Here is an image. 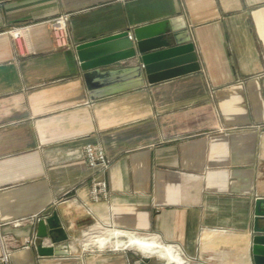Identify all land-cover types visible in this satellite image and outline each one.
Here are the masks:
<instances>
[{
    "label": "crops",
    "instance_id": "crops-1",
    "mask_svg": "<svg viewBox=\"0 0 264 264\" xmlns=\"http://www.w3.org/2000/svg\"><path fill=\"white\" fill-rule=\"evenodd\" d=\"M62 14L67 48L51 36ZM174 17L200 71L90 98L78 44ZM88 144L112 159L108 170L88 166ZM94 177L108 199H91ZM260 197L264 0H0V233L11 249L3 262L0 241V264H133L136 236H152L145 244L171 253L167 263L255 264ZM55 212L68 240L53 233L46 244L66 242L71 254L23 248Z\"/></svg>",
    "mask_w": 264,
    "mask_h": 264
},
{
    "label": "water",
    "instance_id": "water-1",
    "mask_svg": "<svg viewBox=\"0 0 264 264\" xmlns=\"http://www.w3.org/2000/svg\"><path fill=\"white\" fill-rule=\"evenodd\" d=\"M183 18H172L124 31L76 46L83 78L91 99L112 95L121 91L155 84L180 75L201 70L195 44L191 40ZM171 34L176 45L170 46L165 36ZM134 64H121L126 61ZM165 67H173L164 71ZM254 229L251 234V248L255 264H264V198L255 202ZM58 213L41 218L38 222L39 237L63 233ZM40 256H69L70 246L42 245L37 248ZM150 257L143 256L135 264H150Z\"/></svg>",
    "mask_w": 264,
    "mask_h": 264
},
{
    "label": "built area",
    "instance_id": "built-area-1",
    "mask_svg": "<svg viewBox=\"0 0 264 264\" xmlns=\"http://www.w3.org/2000/svg\"><path fill=\"white\" fill-rule=\"evenodd\" d=\"M69 19V14H62L53 19L50 23L52 40L57 48H67L72 45L68 30ZM10 33L15 39H18L22 36L20 27H13L10 30ZM84 159L88 166L97 170L98 172H105L112 164V159L107 156L106 152L99 144H88L85 147ZM108 197L109 188L107 181L99 177H94L92 183L91 199L94 202H98L103 199H108ZM22 221L23 220L14 221L13 224L15 226L19 224L21 225ZM0 241L2 245L1 260L5 263H8L11 258V249L9 248V245L6 244L8 241V236L0 233ZM48 241H50L49 237L41 238L38 235H32L24 239L22 247L25 249L32 247L37 248L40 244L47 245L46 243ZM51 245H53V243Z\"/></svg>",
    "mask_w": 264,
    "mask_h": 264
},
{
    "label": "rangeland",
    "instance_id": "rangeland-1",
    "mask_svg": "<svg viewBox=\"0 0 264 264\" xmlns=\"http://www.w3.org/2000/svg\"><path fill=\"white\" fill-rule=\"evenodd\" d=\"M136 237L139 239L145 240L144 241L145 243H147V242L151 243L152 241H154V240H152V236L151 237L150 236H136ZM41 238H45V237H41ZM145 243H144V246L146 245L145 247L144 246L141 247V246H138L136 244H132V245H130V248L126 249V251L131 253L133 256V264L141 262L143 256L150 257L149 262H148L150 264H173L174 262H178L176 260H169L168 263L163 261L162 258L166 259L172 254L171 253L170 254H166V253L164 254L161 249H159V248L153 249L152 248L153 245L145 244ZM93 248L95 250L101 251L103 253H107L110 249H114V247H112V246H108L104 249H100L97 245H93ZM119 250H122V248Z\"/></svg>",
    "mask_w": 264,
    "mask_h": 264
},
{
    "label": "bare ground",
    "instance_id": "bare-ground-1",
    "mask_svg": "<svg viewBox=\"0 0 264 264\" xmlns=\"http://www.w3.org/2000/svg\"><path fill=\"white\" fill-rule=\"evenodd\" d=\"M131 238H132V237H131ZM117 241H118V240H117ZM120 241H121V240H120ZM128 243H129V244H134V243H135V244H136V243L139 244V243H140V239H138V238H132L130 241H128ZM143 243H145V242H143ZM152 243H153V241H152ZM143 246H144V244H143ZM145 246H146V245H145ZM145 246H144V247H145ZM149 246H150V245H149ZM152 247H153V246H152ZM147 248H148V247H147ZM157 248H158V247H157ZM173 264H180V263H179V261H178V262H174Z\"/></svg>",
    "mask_w": 264,
    "mask_h": 264
}]
</instances>
